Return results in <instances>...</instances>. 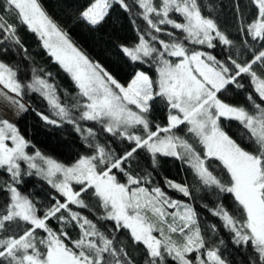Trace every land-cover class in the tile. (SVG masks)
<instances>
[{"label":"snow or ice","instance_id":"1","mask_svg":"<svg viewBox=\"0 0 264 264\" xmlns=\"http://www.w3.org/2000/svg\"><path fill=\"white\" fill-rule=\"evenodd\" d=\"M134 3L146 28L137 29V42L120 49L133 65L149 70L134 67L122 83L74 42L40 0H0V44L19 45L26 53L17 34L18 25L26 26L76 90L62 94L44 68L33 67L25 81L18 66L0 60V97L19 115L28 111L25 95L38 93L55 117L41 112L40 118L73 125L88 148L70 164L39 149L30 153L34 146L17 124L0 117V170L8 175L0 182V264H138L114 235L122 230L134 247H142L143 264H229L221 253L223 241L211 242L218 226L201 224L193 186L164 177L162 187L151 172L139 169L142 153L153 170L160 157L174 158L198 184L216 191L218 200L230 194L231 208L222 200L203 207L235 245L251 248L248 264H264V43L243 63L231 55L221 60L197 46L215 49L218 42L230 48L234 42L204 15L199 0ZM250 3L252 12L235 6L239 31L264 42V0ZM114 4L131 11L126 0H91L79 18L100 25ZM242 75L250 77L248 103H229V86L244 88ZM224 121L237 122L241 130L230 134ZM82 122L98 124L99 130ZM101 134L112 141H101ZM116 139L127 147L117 152L111 146ZM33 174L55 190L50 202L41 205L21 191L24 175ZM85 197L95 200L99 215L93 219L79 210L90 208ZM102 221L112 222L113 229H102Z\"/></svg>","mask_w":264,"mask_h":264},{"label":"trees","instance_id":"2","mask_svg":"<svg viewBox=\"0 0 264 264\" xmlns=\"http://www.w3.org/2000/svg\"><path fill=\"white\" fill-rule=\"evenodd\" d=\"M91 0H40V3L66 31L73 38L74 42L81 47L89 57L99 62L105 67L114 77L120 82H125L130 78V74L135 68H141L145 71L149 70L148 65L141 66L140 64L133 65L121 52L120 45H131L137 42L138 32L137 29L146 28V23L142 17L137 15L140 11L134 0H126L131 7V11H126L118 4H114L110 9L109 15L105 20L97 26H91L86 21L79 18V12L86 8ZM204 15H211L220 26L222 31L229 35L233 40L234 46L227 47L219 45L215 49L205 50L212 52L218 59H225L231 55L238 62L243 63L252 58L254 50H259L261 43L252 41L250 37H245L239 31L240 17L236 11V4H240L242 12L254 11L250 0H199ZM24 49L19 45L0 44V49L7 48V52L0 51V60H4L12 65L19 67L20 76L23 80L30 79L31 69L44 68L46 71L51 72L54 78V83L58 86L59 91L63 94L65 90L68 93L75 94V86L70 76L48 55L47 50L42 47V42L37 35L27 29L26 26L18 25V32ZM247 39V46L244 41ZM239 82L244 85V88L237 89L234 85L229 86L228 102L237 105H247V93L252 91L250 84V77L242 75ZM63 98V95H62ZM24 102L28 106V111L21 113L14 123L20 129L21 134L26 139L31 141L34 146L30 147L28 151L31 153L35 149H39L45 155L51 156L60 162L70 164L74 162L79 155L85 154L88 151L87 145L81 139L73 125L64 123L60 126L47 124L43 121L38 113L43 112L45 115L52 116L49 110L47 101L43 99L38 93L28 92L24 97ZM160 119H163L164 113L156 112L155 114ZM52 118H55L52 116ZM228 125L230 134L238 133L241 129L235 121H224ZM82 126L94 127L99 130L98 124L93 122H82ZM235 138V137H234ZM101 141L107 139L112 141L108 135L101 134L99 136ZM111 146L120 152L127 147V143H121L116 139L111 143ZM136 167V165H133ZM22 168L27 171V165L22 164ZM139 169L146 172H151L155 182H158L163 187L164 177L174 179L177 182H185V180L193 186V198L195 207L199 213L201 224H216L219 231L211 236L213 244H219L222 240L223 244L220 245L221 253L224 258L229 261V264H248L251 248L239 247L234 244L231 234L221 226V221L213 217L211 213L203 207L204 204L208 208H213L219 200H222L226 207L233 206V197L230 194H221L212 189L204 188L198 184L192 172L186 166H182L180 161L169 158L160 157L159 167L155 170L151 167L150 157L146 153H142L139 157ZM8 180V175L4 170H0V182ZM21 191L25 194L32 193L34 198L41 202V205L50 202L49 197L56 195L54 189L47 184L41 177L36 175H24L23 183L20 186ZM168 194L174 198L184 199L188 202H193L189 198L182 197L179 193H174L167 190ZM86 202L89 203L90 208L79 209L84 215L90 219L99 215L95 210V200L85 197ZM4 201V195L0 193V204ZM74 210L75 206H73ZM55 227L56 221H51ZM102 229L107 228L111 231L114 227L112 222L102 221L100 223ZM75 238L77 231L73 230L72 233ZM118 241H123L129 247L130 254L136 259L138 264H143L144 257L142 255V247H134L128 238V233L124 230L115 232Z\"/></svg>","mask_w":264,"mask_h":264},{"label":"rangeland","instance_id":"3","mask_svg":"<svg viewBox=\"0 0 264 264\" xmlns=\"http://www.w3.org/2000/svg\"><path fill=\"white\" fill-rule=\"evenodd\" d=\"M21 115L16 114L15 109L11 108L6 101H3V98L0 97V117L7 118L14 122Z\"/></svg>","mask_w":264,"mask_h":264}]
</instances>
